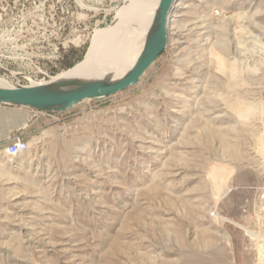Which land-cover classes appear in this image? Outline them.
<instances>
[{
    "label": "rangeland",
    "instance_id": "rangeland-1",
    "mask_svg": "<svg viewBox=\"0 0 264 264\" xmlns=\"http://www.w3.org/2000/svg\"><path fill=\"white\" fill-rule=\"evenodd\" d=\"M123 1L0 0V81L72 69ZM180 1L138 84L64 112L0 104V120L35 115L0 127V264H260L248 231L264 233V118L236 110L250 90L264 98V0ZM219 45L239 58L225 75ZM18 134L30 149L10 157ZM220 172L231 190L217 201Z\"/></svg>",
    "mask_w": 264,
    "mask_h": 264
},
{
    "label": "bare ground",
    "instance_id": "bare-ground-1",
    "mask_svg": "<svg viewBox=\"0 0 264 264\" xmlns=\"http://www.w3.org/2000/svg\"><path fill=\"white\" fill-rule=\"evenodd\" d=\"M159 4L160 0H124L118 5L114 23L109 27L95 31L88 53L83 60L72 69L58 74L49 82L44 83H51L62 78H78L83 81H90L118 79L123 76L134 65L141 54L145 43L144 38L149 31ZM181 4L180 0H176L173 8ZM256 37L258 40H255L257 43L259 41L260 48L264 50V41L258 38V36ZM210 54L216 60L218 72L224 75L228 71L235 69L239 62L236 54L232 55V52L230 53L229 48L225 45H219L217 48L212 46ZM181 73L183 75V72L178 70L176 74L181 76ZM42 83L39 82L34 85ZM0 86L9 87L10 85L0 81ZM242 97L244 100L240 102V107L236 110L240 120L245 123L256 112H259L260 115H263L261 117L264 118V98H260L262 96L257 97L256 91L250 90ZM227 105L230 106L228 103ZM227 172L232 173L233 170H227ZM228 173L226 175V173L222 174L220 172L216 176L215 183L217 184V190L215 192V199L217 201L227 196L231 190V186L228 184ZM215 217L217 219L222 218L217 212L215 213ZM255 232L248 231V235L262 242V245L259 247V253L260 264H264V235Z\"/></svg>",
    "mask_w": 264,
    "mask_h": 264
},
{
    "label": "water",
    "instance_id": "water-1",
    "mask_svg": "<svg viewBox=\"0 0 264 264\" xmlns=\"http://www.w3.org/2000/svg\"><path fill=\"white\" fill-rule=\"evenodd\" d=\"M175 2L176 0H160L141 54L120 78L90 81L62 78L38 85L0 86V104L44 112H64L85 100L109 97L138 84L168 44L169 22Z\"/></svg>",
    "mask_w": 264,
    "mask_h": 264
},
{
    "label": "crops",
    "instance_id": "crops-1",
    "mask_svg": "<svg viewBox=\"0 0 264 264\" xmlns=\"http://www.w3.org/2000/svg\"><path fill=\"white\" fill-rule=\"evenodd\" d=\"M2 113L0 120V127L2 129L8 128V130H15L30 126L35 122V115L21 107L8 108L3 110Z\"/></svg>",
    "mask_w": 264,
    "mask_h": 264
},
{
    "label": "built area",
    "instance_id": "built-area-1",
    "mask_svg": "<svg viewBox=\"0 0 264 264\" xmlns=\"http://www.w3.org/2000/svg\"><path fill=\"white\" fill-rule=\"evenodd\" d=\"M31 83L30 85H34ZM28 86V85H25ZM30 149V142L22 134L14 135L5 147V152L10 157H19ZM259 202L261 204L262 212H264V183L259 190ZM213 215L215 213H212ZM264 235V233H263ZM264 241V240H263Z\"/></svg>",
    "mask_w": 264,
    "mask_h": 264
}]
</instances>
